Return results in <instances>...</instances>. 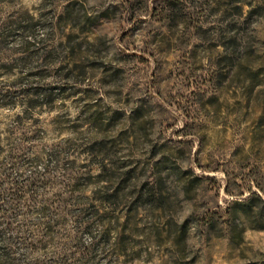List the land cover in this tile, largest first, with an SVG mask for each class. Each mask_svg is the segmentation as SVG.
<instances>
[{"label": "rangeland", "instance_id": "obj_1", "mask_svg": "<svg viewBox=\"0 0 264 264\" xmlns=\"http://www.w3.org/2000/svg\"><path fill=\"white\" fill-rule=\"evenodd\" d=\"M264 0H0V264H264Z\"/></svg>", "mask_w": 264, "mask_h": 264}, {"label": "trees", "instance_id": "obj_2", "mask_svg": "<svg viewBox=\"0 0 264 264\" xmlns=\"http://www.w3.org/2000/svg\"><path fill=\"white\" fill-rule=\"evenodd\" d=\"M264 204V203H263Z\"/></svg>", "mask_w": 264, "mask_h": 264}]
</instances>
